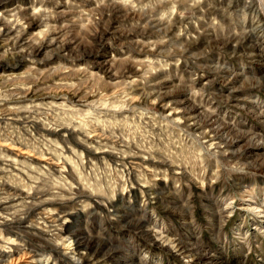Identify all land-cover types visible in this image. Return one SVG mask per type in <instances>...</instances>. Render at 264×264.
Segmentation results:
<instances>
[{"label":"rangeland","instance_id":"rangeland-1","mask_svg":"<svg viewBox=\"0 0 264 264\" xmlns=\"http://www.w3.org/2000/svg\"><path fill=\"white\" fill-rule=\"evenodd\" d=\"M0 264H264V0H0Z\"/></svg>","mask_w":264,"mask_h":264}]
</instances>
